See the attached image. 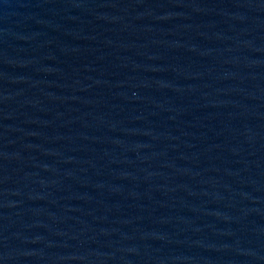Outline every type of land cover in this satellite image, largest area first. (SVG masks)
Wrapping results in <instances>:
<instances>
[{
    "label": "water",
    "instance_id": "water-1",
    "mask_svg": "<svg viewBox=\"0 0 264 264\" xmlns=\"http://www.w3.org/2000/svg\"><path fill=\"white\" fill-rule=\"evenodd\" d=\"M0 264H264V0H0Z\"/></svg>",
    "mask_w": 264,
    "mask_h": 264
}]
</instances>
